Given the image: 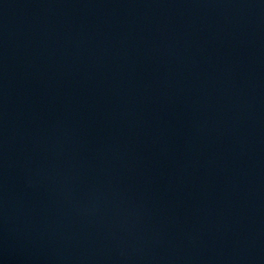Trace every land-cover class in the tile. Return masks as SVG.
Returning <instances> with one entry per match:
<instances>
[{
	"label": "water",
	"instance_id": "1",
	"mask_svg": "<svg viewBox=\"0 0 264 264\" xmlns=\"http://www.w3.org/2000/svg\"><path fill=\"white\" fill-rule=\"evenodd\" d=\"M0 264H264V0H0Z\"/></svg>",
	"mask_w": 264,
	"mask_h": 264
}]
</instances>
